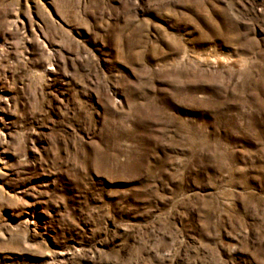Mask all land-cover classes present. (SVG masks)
<instances>
[{
	"label": "rangeland",
	"instance_id": "obj_1",
	"mask_svg": "<svg viewBox=\"0 0 264 264\" xmlns=\"http://www.w3.org/2000/svg\"><path fill=\"white\" fill-rule=\"evenodd\" d=\"M0 264H264V0H0Z\"/></svg>",
	"mask_w": 264,
	"mask_h": 264
}]
</instances>
